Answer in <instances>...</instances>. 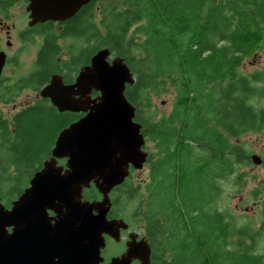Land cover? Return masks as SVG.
<instances>
[{"label":"trees","instance_id":"obj_1","mask_svg":"<svg viewBox=\"0 0 264 264\" xmlns=\"http://www.w3.org/2000/svg\"><path fill=\"white\" fill-rule=\"evenodd\" d=\"M99 6L97 15L88 11L84 31L67 33L86 45L70 51L63 66L71 72L107 47L133 75L124 94L145 138L147 176L134 181L132 170L110 191L113 211L142 227L149 264H264V252L256 249L260 233L237 224L220 205V183L235 165L250 162L249 151L232 139L264 129V70L242 71L264 48V0H101ZM47 45L49 58L46 48L39 64L61 69L53 38ZM48 67L32 74L39 73L40 84ZM169 90L171 108L155 118L152 96ZM76 116L58 112L47 99L10 117L0 109V199L6 207ZM96 197L92 185L83 190V198Z\"/></svg>","mask_w":264,"mask_h":264},{"label":"water","instance_id":"obj_2","mask_svg":"<svg viewBox=\"0 0 264 264\" xmlns=\"http://www.w3.org/2000/svg\"><path fill=\"white\" fill-rule=\"evenodd\" d=\"M88 1L48 0L45 13L50 15L39 20H65ZM133 82L124 60L102 47L80 67L74 82L64 84L53 74L41 88L40 96L58 112L83 114L57 133L50 155L9 206L0 199V264H100L104 234L119 239L127 224L107 218L109 193L130 169L141 170L148 155L135 107L124 94ZM250 160L259 164L261 157L252 153ZM91 185L99 199L83 198ZM132 259L149 264L145 238H129L125 251L107 264H131Z\"/></svg>","mask_w":264,"mask_h":264},{"label":"flooded vegetation","instance_id":"obj_3","mask_svg":"<svg viewBox=\"0 0 264 264\" xmlns=\"http://www.w3.org/2000/svg\"><path fill=\"white\" fill-rule=\"evenodd\" d=\"M47 1L48 0H0V97L7 95L11 89H13L16 93L27 90L29 92H33L36 99H47L50 103L48 98H42L40 96L41 88L49 82L50 77L53 74H59L64 84H70L74 82L80 67L89 62L90 57L87 59V63L76 66L75 70H71V72L68 70V67L65 68L63 66L66 59L69 57V52L76 48V45L73 42V40L76 39L75 36H70L67 33H78L84 31L88 11H93L92 14L97 15L100 8L99 2L101 0H89L72 16L66 18L65 20L40 21L39 18L50 15L45 13V8H47L48 5ZM52 38L54 44L60 49V53L55 56L54 60L56 64L61 66V69L58 70L55 68L49 70L50 67L48 66L51 65L46 63L43 65V63L39 64L38 62L41 54L46 48L45 53H47L44 54L49 58V48L47 44L52 40ZM83 43L84 39L81 44ZM23 55H29L30 61L26 67V72L20 73L17 69L19 68V65L22 64L20 63V56ZM39 65L43 68L48 67L47 71H49L47 79L42 84H40L41 76H39L38 72V74L36 73L37 76L32 75L38 69ZM65 76H68L69 79H65ZM14 94L11 99H13ZM97 94L98 92L92 90V97L97 96ZM35 100L29 102L28 104L33 103ZM2 103H0V105ZM63 112L77 114L74 120L78 119L83 114L82 112ZM63 162V159L58 161L59 164ZM261 164H264V159L262 157L261 162L256 165ZM132 170L133 169H130V171ZM230 173H236V171H232ZM251 194L256 197L258 191L254 190ZM109 197L111 200V206L107 213V218L122 219L124 223L127 224V228L120 229L118 240L104 234L105 245L100 252L102 257L100 264H107L112 257L120 256L125 251L126 243L129 241V238L133 242H137L141 238H145L147 240V238L143 235L141 226H133L125 220L118 211H113L111 193H109ZM99 198L100 194L99 197L93 199ZM48 214L50 216H56V214L50 210L48 211ZM130 263L138 264V260L132 259Z\"/></svg>","mask_w":264,"mask_h":264},{"label":"rangeland","instance_id":"obj_4","mask_svg":"<svg viewBox=\"0 0 264 264\" xmlns=\"http://www.w3.org/2000/svg\"><path fill=\"white\" fill-rule=\"evenodd\" d=\"M81 39L73 42L76 49L85 46ZM88 52H85L87 55ZM30 61L29 55L20 56V64L17 69L20 73L26 72V67ZM255 69L264 70V48L253 56L247 58L242 65L243 72H251ZM33 92L23 90L14 94L13 99L0 105L2 114L10 117L19 108L35 100ZM174 93L172 90L152 96L151 112L155 118L166 114L172 105ZM235 143H241L249 151V154L256 153L264 159V129L261 132H248L238 139H232ZM146 147L152 148V144L147 141ZM236 173L228 176L220 183L223 192L221 206L229 209L234 215L237 224L248 223L253 230L260 233L257 237L256 249L259 253L264 252V164L256 165L251 161L247 164L235 165ZM133 180H144L147 176L146 166L141 170H133ZM257 190L258 194L253 196L252 191Z\"/></svg>","mask_w":264,"mask_h":264}]
</instances>
